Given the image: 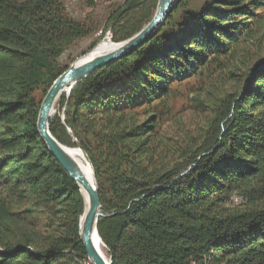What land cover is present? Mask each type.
<instances>
[{
	"label": "trees",
	"instance_id": "obj_1",
	"mask_svg": "<svg viewBox=\"0 0 264 264\" xmlns=\"http://www.w3.org/2000/svg\"><path fill=\"white\" fill-rule=\"evenodd\" d=\"M117 1L105 21L115 43L157 5ZM186 2L131 54L62 92L48 128L90 161L110 264H264V0ZM93 32L60 0H0V264L88 262L84 199L36 122L68 68L61 55ZM214 74L220 95L189 100L201 131L162 133L174 86L202 90Z\"/></svg>",
	"mask_w": 264,
	"mask_h": 264
},
{
	"label": "water",
	"instance_id": "obj_2",
	"mask_svg": "<svg viewBox=\"0 0 264 264\" xmlns=\"http://www.w3.org/2000/svg\"><path fill=\"white\" fill-rule=\"evenodd\" d=\"M177 1L178 0H157L156 10L152 19L139 32L130 38L117 43L119 46L109 53L96 56L79 65H75V63L71 64L53 81L40 104L36 126L41 138L46 144V147L51 155L63 167L67 174L75 180L76 184L79 186L80 193L81 188H83L88 195V205L85 207V199L81 193L84 199V211L80 218L79 227L80 239L83 242L89 264H110L109 258L108 263H106L94 248L92 243L93 235L96 236L98 241H101L96 229L98 218L103 215L100 208L97 186L96 183L95 186L90 185L83 178L76 162L68 155L67 146L60 144L52 136L48 128L49 118L53 113L54 105L62 92L65 91L68 95L70 90L85 77L111 62L131 54L134 50L147 42L157 29L165 22L167 16L170 14ZM77 148L83 153L90 165V162L82 148L80 146Z\"/></svg>",
	"mask_w": 264,
	"mask_h": 264
},
{
	"label": "rangeland",
	"instance_id": "obj_3",
	"mask_svg": "<svg viewBox=\"0 0 264 264\" xmlns=\"http://www.w3.org/2000/svg\"><path fill=\"white\" fill-rule=\"evenodd\" d=\"M60 1L63 3L66 11L71 17L89 23L94 29V32L91 36L78 40L72 47H70L61 55L59 63L63 66L69 67L82 56L89 53L99 42L105 38L111 40V35L108 33L109 31L105 29V21L109 13L119 3V1L95 0L92 7H88L84 0ZM202 1L203 0H187L192 10H196L199 5H201ZM211 77L212 78H207V80L204 81L205 87L202 90H199L200 82L197 81H189L187 83L184 82L178 86H174L176 88V93H174V96L170 100V105L172 106L170 115L168 116V119H166L161 125L162 133L173 137L176 135V131L178 130H184L187 133L193 134H197L201 131L202 119L204 117L192 110L189 100H191V98H197L199 101L207 103L209 100L214 101L215 98L220 95V92L223 90V88L220 86L217 78L215 79V74ZM57 102L58 99L54 105L51 116H53L58 110L56 105ZM184 140L185 138L183 139L179 136V138L176 140V144L183 146L185 144ZM235 197H233L234 199L232 200L231 205H234V207L237 208L245 207V200H241V196L235 195ZM104 250L107 255L105 246ZM84 264H89V262Z\"/></svg>",
	"mask_w": 264,
	"mask_h": 264
},
{
	"label": "bare ground",
	"instance_id": "obj_4",
	"mask_svg": "<svg viewBox=\"0 0 264 264\" xmlns=\"http://www.w3.org/2000/svg\"><path fill=\"white\" fill-rule=\"evenodd\" d=\"M118 46H119V44L113 42L112 40H110L108 38H105L104 40L99 42L89 53H87L86 55H84L80 59H78L75 62V65H79L83 62H86V61L96 57V56L109 53L112 50L116 49ZM67 153L76 162L83 178L90 185L95 186V179L93 176L91 166L87 162L83 153L77 147H67ZM81 193L83 194L84 199H85V207H87L88 195L83 188H81ZM92 243H93L94 248L97 250V252L103 258V260L106 263H108V258H107L106 252L104 250L103 243L101 241H98L95 235L92 236Z\"/></svg>",
	"mask_w": 264,
	"mask_h": 264
},
{
	"label": "built area",
	"instance_id": "obj_5",
	"mask_svg": "<svg viewBox=\"0 0 264 264\" xmlns=\"http://www.w3.org/2000/svg\"><path fill=\"white\" fill-rule=\"evenodd\" d=\"M109 33V32H108ZM235 197V196H234ZM236 198V197H235ZM234 198H232V200H233ZM241 200H244L242 197H241Z\"/></svg>",
	"mask_w": 264,
	"mask_h": 264
}]
</instances>
